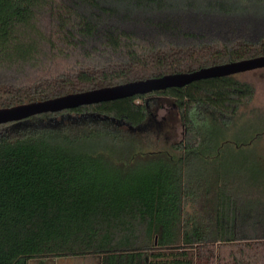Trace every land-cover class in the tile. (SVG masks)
<instances>
[{
	"label": "trees",
	"instance_id": "trees-1",
	"mask_svg": "<svg viewBox=\"0 0 264 264\" xmlns=\"http://www.w3.org/2000/svg\"><path fill=\"white\" fill-rule=\"evenodd\" d=\"M261 56L264 0H0V108ZM152 96L169 150L140 146ZM254 97L229 76L1 124L0 264H264V155L220 163Z\"/></svg>",
	"mask_w": 264,
	"mask_h": 264
},
{
	"label": "rangeland",
	"instance_id": "rangeland-1",
	"mask_svg": "<svg viewBox=\"0 0 264 264\" xmlns=\"http://www.w3.org/2000/svg\"><path fill=\"white\" fill-rule=\"evenodd\" d=\"M235 77L251 84L255 88V97L252 102L239 109L234 125L222 131L221 137L237 144L224 147L222 162H220L222 164L226 162L227 157H231L232 162H237L244 155H264V68L238 74ZM150 107L154 113L153 119L157 124L151 123L149 129L141 135L144 139L140 146L147 151L169 150L184 136L178 107L172 99L166 96L150 97ZM158 124L160 125L158 126ZM258 134L260 137L257 136ZM256 136L257 139L252 144L250 143L251 145L239 146ZM144 161L137 162L139 169L157 166L156 163L151 162L152 160H148L149 163ZM220 163L218 167L222 170L223 167ZM235 171H237L235 176L238 179L244 178L247 184H250L248 177L253 175L252 172H247L240 165ZM29 264H101V257L40 258L32 259Z\"/></svg>",
	"mask_w": 264,
	"mask_h": 264
},
{
	"label": "water",
	"instance_id": "water-1",
	"mask_svg": "<svg viewBox=\"0 0 264 264\" xmlns=\"http://www.w3.org/2000/svg\"><path fill=\"white\" fill-rule=\"evenodd\" d=\"M262 68H264V56L203 68L190 73L166 75L159 78L69 94L55 99L0 108V125L10 122H20L41 114L57 113L81 106L116 101L136 95H148L171 88H182L197 81L236 76Z\"/></svg>",
	"mask_w": 264,
	"mask_h": 264
}]
</instances>
